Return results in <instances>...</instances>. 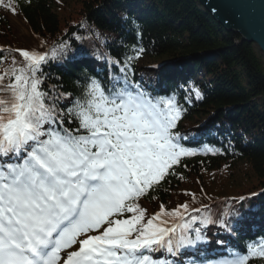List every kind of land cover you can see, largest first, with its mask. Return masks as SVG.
<instances>
[{
	"label": "snow or ice",
	"instance_id": "1",
	"mask_svg": "<svg viewBox=\"0 0 264 264\" xmlns=\"http://www.w3.org/2000/svg\"><path fill=\"white\" fill-rule=\"evenodd\" d=\"M0 7L15 13L16 0ZM18 51L25 67L8 83L0 75V264H173L150 253L175 257L205 240L202 228L214 221L191 215L187 203L171 211L161 205L147 220L139 203L195 154L172 131L183 114L174 96L152 98L127 84L106 94L85 77L82 96L57 110L36 76L47 53ZM132 59L121 68L125 80ZM250 258L264 260V239L221 264Z\"/></svg>",
	"mask_w": 264,
	"mask_h": 264
},
{
	"label": "trees",
	"instance_id": "2",
	"mask_svg": "<svg viewBox=\"0 0 264 264\" xmlns=\"http://www.w3.org/2000/svg\"><path fill=\"white\" fill-rule=\"evenodd\" d=\"M141 1L144 4L137 7L133 0H16V9L25 18L31 35L35 36L27 50L46 53L48 45L66 27L82 21L79 19L82 13L89 17L66 40L68 46L82 44L87 39L95 41L101 53L111 48L117 54L120 47L125 58L133 57L138 69L146 64L140 63L142 60L152 62L156 58L172 55L174 59L184 57L183 49L188 52L187 55H194L189 63L196 68L197 71L192 73H199V79L191 78L186 87L192 93H195L192 86L199 89L201 99L192 107L182 101L183 114L189 115L188 125H195L202 118L218 114L210 120L208 128L214 126L221 129L227 123L229 127L224 133L228 138L210 141L194 155L181 158V163L174 166L176 174L166 177L159 186L149 190L146 195L148 201L155 199L168 206L175 196L190 188V179L202 185L208 198L229 193L244 183L264 179L262 50L244 40L240 34L227 30L211 12L202 6L200 9L195 0ZM2 12L1 39L12 34L6 15L11 11L3 8ZM102 14L104 18L108 14L109 18L105 19L107 23L100 22ZM116 22H122L123 27ZM117 39L121 43L114 49L112 46ZM141 47L144 51L137 58L136 49ZM80 53L77 66L73 57L60 60L69 63V72L50 71L51 74H46H50L52 82L42 89L47 93V103H53L58 92L73 99L66 104L59 97L57 110L71 107L82 96L85 77L100 81L99 72L91 68L83 48ZM47 55H52L50 50ZM3 59L1 56V63ZM83 73V80H76L78 74ZM45 81L49 80L45 78ZM102 87L107 94V89ZM75 126L73 122L72 127ZM184 129L181 128L182 131ZM246 238V235L239 238L242 244ZM249 264H264V260L250 258Z\"/></svg>",
	"mask_w": 264,
	"mask_h": 264
},
{
	"label": "water",
	"instance_id": "3",
	"mask_svg": "<svg viewBox=\"0 0 264 264\" xmlns=\"http://www.w3.org/2000/svg\"><path fill=\"white\" fill-rule=\"evenodd\" d=\"M229 31L255 42L264 52V0H198ZM264 181L252 186L260 188Z\"/></svg>",
	"mask_w": 264,
	"mask_h": 264
},
{
	"label": "rangeland",
	"instance_id": "4",
	"mask_svg": "<svg viewBox=\"0 0 264 264\" xmlns=\"http://www.w3.org/2000/svg\"><path fill=\"white\" fill-rule=\"evenodd\" d=\"M69 1V0H68ZM73 0H71V2H72ZM195 1H198V0H195ZM70 2V3H71ZM70 5V4H69ZM199 8L200 9H202V7L201 6H199ZM207 11V10H206ZM103 15V14H102ZM97 16V15H96ZM99 18V17H98ZM107 18H109L108 17V14H106V16H105V18H104V15H103V19H101V18H99L100 19V22H106L107 23V21L105 20V19H107ZM10 21H11V24H12V26H13V28H11L12 29V33L15 35V37H13L18 43H20V44H28V43H31V41H32V39L33 38H35V36H32L31 34H30V32H28V29H27V27H26V25H25V23H24V21H23V19L22 18H20V17H17V16H13V15H11L10 16ZM226 28V27H225ZM227 29V28H226ZM5 39H7V36H5ZM8 42H10V41H8ZM11 43V42H10ZM181 52H182V54H184L185 56V58H183V59H186V58H188V59H192L193 58V56H190V55H187V53L188 52H186L184 49L183 50H181ZM101 57V56H100ZM168 57H170V56H167V57H165V58H168ZM172 57H173V55H172ZM171 57V58H172ZM188 59H186V60H188ZM185 196L186 195H182L180 198H179V200L180 201H183L184 200V198H185ZM145 207H147V206H145Z\"/></svg>",
	"mask_w": 264,
	"mask_h": 264
},
{
	"label": "bare ground",
	"instance_id": "5",
	"mask_svg": "<svg viewBox=\"0 0 264 264\" xmlns=\"http://www.w3.org/2000/svg\"><path fill=\"white\" fill-rule=\"evenodd\" d=\"M105 8V6H103ZM119 26H122V22H116ZM123 27V26H122ZM241 35V34H240ZM242 36V35H241ZM200 56V55H199Z\"/></svg>",
	"mask_w": 264,
	"mask_h": 264
}]
</instances>
